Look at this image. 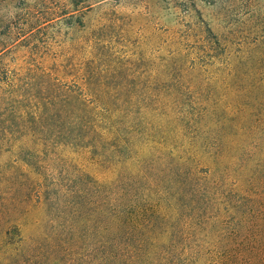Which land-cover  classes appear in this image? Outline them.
I'll return each instance as SVG.
<instances>
[{
  "label": "rangeland",
  "instance_id": "rangeland-1",
  "mask_svg": "<svg viewBox=\"0 0 264 264\" xmlns=\"http://www.w3.org/2000/svg\"><path fill=\"white\" fill-rule=\"evenodd\" d=\"M1 78L0 202L31 198L0 218V264H98L88 214L125 191L161 188L176 219L202 201L193 219H216L222 195L180 194L193 157L205 172L221 157L230 186L254 168L264 177V0H0ZM74 112L99 113L107 134L74 129ZM40 215L34 252L16 229L1 242L2 225L30 236Z\"/></svg>",
  "mask_w": 264,
  "mask_h": 264
},
{
  "label": "trees",
  "instance_id": "trees-1",
  "mask_svg": "<svg viewBox=\"0 0 264 264\" xmlns=\"http://www.w3.org/2000/svg\"><path fill=\"white\" fill-rule=\"evenodd\" d=\"M7 83L8 80L0 79V87ZM98 114L81 116L74 112L69 117L79 124L74 129L90 130L99 135H104L105 131L107 134ZM104 126L105 129L110 128L107 121ZM195 158L182 166H192L194 162L193 170L186 173L196 182L191 185L185 176L180 182V194L187 193L188 187L193 188V201L200 203L201 200L196 196L206 200L208 190H214L218 196H223L220 199L223 212L216 219H209V216L193 219L201 216L199 209L204 204L202 201L196 212L191 213L192 219H188V222L186 219H176L179 214L177 204L169 200L164 202L161 188L154 193L155 199L146 196L145 191L141 193V189L131 193L125 191L121 198L116 193L110 205L108 198L104 197L93 213L88 214L93 221L91 226L95 223L101 226L99 242L105 247V252L98 264H264V177L257 176L254 168L248 176L246 173L240 175L242 181L235 179L230 186V180L224 177L227 171L221 157L210 159L214 167L216 164L218 167L214 172L198 168V159ZM92 179L90 191L94 194L103 191L106 195L109 181L105 182L106 179L98 177ZM29 180L34 186L40 182L32 178ZM37 186L42 187V184L38 183ZM37 186L35 196L41 201L43 191ZM229 191L233 195H229ZM148 192L151 194L153 189ZM29 197L14 199L10 196L0 202V218L15 217L20 213V208L27 204L24 202H30L27 201ZM206 203L209 205V201ZM227 214L236 218L224 219ZM42 220L41 215L35 220L36 232L30 236H23L16 223L2 225L1 242H7L11 229H16L20 236L19 244L27 252H34V246L47 241L45 231L40 229ZM52 257H48L47 264H51Z\"/></svg>",
  "mask_w": 264,
  "mask_h": 264
}]
</instances>
